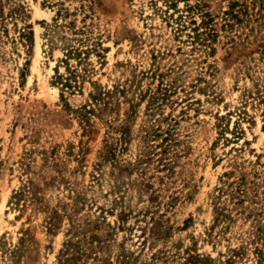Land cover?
<instances>
[{
    "label": "rangeland",
    "instance_id": "374dc122",
    "mask_svg": "<svg viewBox=\"0 0 264 264\" xmlns=\"http://www.w3.org/2000/svg\"><path fill=\"white\" fill-rule=\"evenodd\" d=\"M229 5L0 0V264H264V25Z\"/></svg>",
    "mask_w": 264,
    "mask_h": 264
},
{
    "label": "trees",
    "instance_id": "16d2710c",
    "mask_svg": "<svg viewBox=\"0 0 264 264\" xmlns=\"http://www.w3.org/2000/svg\"><path fill=\"white\" fill-rule=\"evenodd\" d=\"M229 8L230 11L227 12V14L238 22L244 21L245 19L247 23L251 21H262L261 25H264V0H230ZM240 15L243 18H241ZM60 77L61 76L58 78L61 80ZM61 84L66 89H73L68 81ZM167 140L168 138H165L163 142H167ZM239 185H241V183H239ZM236 193L242 194L243 192L239 189Z\"/></svg>",
    "mask_w": 264,
    "mask_h": 264
},
{
    "label": "bare ground",
    "instance_id": "6f19581e",
    "mask_svg": "<svg viewBox=\"0 0 264 264\" xmlns=\"http://www.w3.org/2000/svg\"><path fill=\"white\" fill-rule=\"evenodd\" d=\"M40 12L39 9H37V13ZM37 54L38 56L40 55V45L38 44L37 46ZM37 63V62H36Z\"/></svg>",
    "mask_w": 264,
    "mask_h": 264
}]
</instances>
